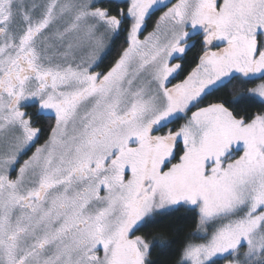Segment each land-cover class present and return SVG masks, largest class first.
<instances>
[{
    "label": "snow or ice",
    "instance_id": "1",
    "mask_svg": "<svg viewBox=\"0 0 264 264\" xmlns=\"http://www.w3.org/2000/svg\"><path fill=\"white\" fill-rule=\"evenodd\" d=\"M0 264H264V0H0Z\"/></svg>",
    "mask_w": 264,
    "mask_h": 264
},
{
    "label": "trees",
    "instance_id": "2",
    "mask_svg": "<svg viewBox=\"0 0 264 264\" xmlns=\"http://www.w3.org/2000/svg\"><path fill=\"white\" fill-rule=\"evenodd\" d=\"M149 30H150V28H149ZM176 81H173V83H175ZM256 83H259V81H257ZM253 86H255L254 84L253 85H249V87H253ZM253 110H255V109H253ZM161 227H163V226H161ZM192 227H194V225H192L191 227L190 226H185L184 227V232L182 233V235L183 234H187L188 232H190L191 230H192ZM160 229L158 228L157 229V231H159Z\"/></svg>",
    "mask_w": 264,
    "mask_h": 264
}]
</instances>
